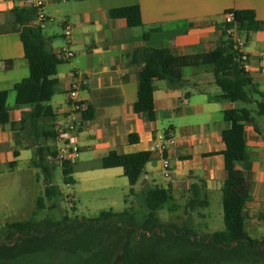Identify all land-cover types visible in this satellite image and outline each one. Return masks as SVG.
Segmentation results:
<instances>
[{
  "label": "crops",
  "instance_id": "crops-1",
  "mask_svg": "<svg viewBox=\"0 0 264 264\" xmlns=\"http://www.w3.org/2000/svg\"><path fill=\"white\" fill-rule=\"evenodd\" d=\"M41 1L45 14L52 19L42 29L49 49L59 54L68 48L74 57L62 56L63 63L57 68L58 82L51 87L49 102L54 119L41 120L39 126L54 128L66 115L68 92L76 84L77 99L94 107L96 113L89 121L81 122V116H77L79 152L73 162L82 163L80 157L84 162L98 160L112 151L150 152V160L133 187L135 195L125 197L128 207L137 206L136 195L156 187L169 190L173 203L184 196L189 199L191 186L201 182L207 199L210 196L219 199L222 211L221 186L227 177L221 155L225 150L221 132L227 127L223 114L243 104L215 100L220 90L213 83L212 74L203 68H185L182 87L170 88L166 81H155V120L147 121L134 111L140 66L130 64L126 54L140 48L168 49L177 56L209 52L217 43L226 12L252 10L256 19L264 22V0ZM130 5L139 6L141 26L128 28L124 19L109 17L110 10ZM21 7H25L22 0H0V91H9L8 98L12 93L13 102V86L28 76L13 17V10ZM66 24L71 28L69 36L64 34ZM244 35L243 51L248 56L245 72L260 91L264 86V30ZM7 107L13 122L31 111L29 107H16L15 103ZM23 128L0 127V222L3 223L23 221L20 218L28 202L34 199L36 203L43 193L44 177L34 163L36 147H56L55 141L34 138L29 124ZM131 134L138 136L136 143L126 142ZM244 136L249 158L235 165L252 184L250 199L243 209L244 230L250 238L260 240L264 237L260 235V227L264 226V125L254 117V124L245 126ZM169 141L172 144L167 143L165 153L154 148ZM13 151L18 152L17 158ZM45 154L46 162L53 164ZM163 159L171 168L172 184L163 178ZM21 160L28 162V168L17 176ZM100 170L113 172L118 181L129 185L122 168ZM94 171H83L82 179L90 185H94V179L104 177ZM161 212L157 215L165 222ZM197 214L201 213L197 210ZM205 219L203 233H209ZM221 219L223 222V213Z\"/></svg>",
  "mask_w": 264,
  "mask_h": 264
},
{
  "label": "trees",
  "instance_id": "trees-1",
  "mask_svg": "<svg viewBox=\"0 0 264 264\" xmlns=\"http://www.w3.org/2000/svg\"><path fill=\"white\" fill-rule=\"evenodd\" d=\"M234 18L224 22L216 45L209 52L198 55L177 56L168 49L140 48L128 52L129 63L140 66L135 113L147 121L155 120L153 93L155 81H166L170 88L183 86L182 70L203 68L213 76V83L219 88L215 100L229 101L245 106L255 105V114L264 117V93L260 92L247 75L244 65L247 54L234 47L230 30L248 34L264 30V22L256 19L252 10L229 11ZM226 12V13H229ZM14 23L19 31L24 58L28 65V76L16 83V107H29L30 112L22 114L18 122L10 119L7 99L9 91H0V127L23 130L30 126V134L38 139L55 141L56 134L51 125L39 126V121L53 120L49 106L51 87L57 84V68L63 63L62 55L54 54L48 47V40L39 27L30 23L36 19V10L21 7L13 10ZM109 17L124 19L128 28L141 26L138 5L115 8ZM255 95L259 99H255ZM81 122L94 119L96 110L86 105ZM227 127L221 138L225 150L221 152L227 173L222 182V213L224 228L213 233L198 234L188 225L176 222H162L157 213L173 201L169 190L154 188L136 195L138 206H129L122 212L101 211L94 218L62 216L60 220L39 219L38 211L44 210L46 200L59 197L60 192L52 184L56 162L62 169L63 183L73 185L76 172L100 169L122 168L127 178L131 196L133 187L143 174L150 160V152L118 154L110 152L105 157L88 162H59L56 147H36L35 165L41 169L45 187L37 198L36 209L29 219L7 223L3 234L8 241L0 243V262H12L22 257L48 251L65 252L73 256L83 255L94 264H254L264 262V237L250 238L244 230L243 209L250 199L251 182L245 173L236 169L238 162H245L247 151L244 128L254 124L252 111L247 107L234 108L223 114ZM138 136L126 137L127 143H136ZM51 157L49 164L46 154ZM14 158L18 152L13 151ZM11 167L15 165L12 162ZM202 183L193 184L191 196L186 204V215L198 208L208 207L207 196ZM125 203L127 200L125 198ZM55 205V204H54ZM52 206L55 208L56 206ZM169 210L176 211L172 204ZM0 235H2L0 233Z\"/></svg>",
  "mask_w": 264,
  "mask_h": 264
},
{
  "label": "rangeland",
  "instance_id": "rangeland-1",
  "mask_svg": "<svg viewBox=\"0 0 264 264\" xmlns=\"http://www.w3.org/2000/svg\"><path fill=\"white\" fill-rule=\"evenodd\" d=\"M260 91L264 92V86H262ZM11 94L12 93H10V97L7 100V105L10 107L14 105ZM255 99L258 100L259 97L255 95ZM242 106L249 108L252 111V116L258 118L259 123L264 125V117H260L255 114L254 104ZM79 161L84 162L85 160L80 157ZM27 168L28 162L21 160L19 164L20 171H18L16 175L18 176L22 173V171L27 170ZM94 172L96 174L104 175V177H102L99 181L94 179V185H90L86 180L82 179L85 174L83 172L77 174L74 173L72 177L76 183L73 185H66L63 183L61 166L58 162H56L53 171L52 184L58 188L60 195L55 199L45 201V208L44 210L38 211V218L41 220L45 218L60 220L64 215H68L73 218H94L97 217L101 211L112 210L114 212H122L126 209L128 205L125 204L124 199L130 194V186L128 184H122L118 181L117 178L112 176V174H114L113 172L104 170H96ZM39 173L43 178L44 176L41 170H39ZM6 177H8V175H6ZM109 183L111 185H109ZM40 188L43 189L42 183L40 184ZM127 198L129 199V197ZM207 200L209 203L208 207L198 208L192 211L190 214L191 220H188L186 215L188 197L185 196L184 198L178 199L176 202L174 201V203H170V208L173 204L175 205L176 211L169 210V206L163 208L161 217L166 223L176 222L180 225L189 224V226L194 228L198 234L203 233V220L206 217L205 220L209 225V233L221 231L223 230L224 225L221 219L222 211L220 201L219 199L217 200L215 196H210ZM36 204L37 201L35 203L34 199L30 200L26 206L24 215L21 216L22 218L20 219H29L36 209ZM53 205L56 207L53 208ZM197 210L201 214H197ZM7 223L0 222V233L2 234L0 235V243L8 241V238L3 234V229ZM260 235L264 236V226L260 227ZM85 260L86 258L83 255L73 256L65 252L48 251L45 253L22 257L12 262H0V264H94L91 262L92 259L87 258V262Z\"/></svg>",
  "mask_w": 264,
  "mask_h": 264
},
{
  "label": "built area",
  "instance_id": "built-area-1",
  "mask_svg": "<svg viewBox=\"0 0 264 264\" xmlns=\"http://www.w3.org/2000/svg\"><path fill=\"white\" fill-rule=\"evenodd\" d=\"M25 7L33 8L36 10V19L30 23L32 27L44 28L45 24L51 22L52 19L47 17L43 8L44 3L41 0H22ZM233 14L231 12L225 14V22L233 21ZM71 33V28L68 24L64 26L65 36H69ZM231 40L234 47L244 53V48L246 44V39L244 33L239 32L236 28L230 30ZM64 58L71 59L74 57V53L68 48H64L59 52ZM247 66L244 65V69ZM68 111L66 115L58 120L54 126V132L56 134V158L59 162H73L79 152L78 139H77V116L87 109L84 102L77 99L76 84H73L72 88L68 92ZM167 143L172 144V141L163 142L161 144L155 145L154 148L165 153L167 151ZM163 178L168 184L174 182V177L172 175L171 168L166 159H163Z\"/></svg>",
  "mask_w": 264,
  "mask_h": 264
}]
</instances>
